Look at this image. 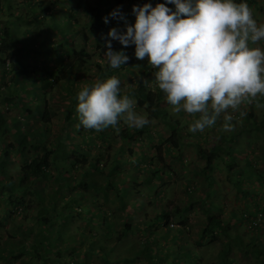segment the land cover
<instances>
[{
  "label": "rangeland",
  "instance_id": "obj_1",
  "mask_svg": "<svg viewBox=\"0 0 264 264\" xmlns=\"http://www.w3.org/2000/svg\"><path fill=\"white\" fill-rule=\"evenodd\" d=\"M0 5L3 6L2 10L0 9V18L9 20L7 24L9 23L13 30V47H6L5 54L0 55L6 61L4 66H0L2 129H5L6 125L7 128H12L8 123L16 118L23 122L20 126H14L16 131L29 133L32 140L33 137H42L45 144L56 145L63 137L62 126L66 115L70 113L73 92L97 79L116 76L121 82L120 94L125 95L142 80L140 68L136 69L137 61L141 60L134 56V45L124 49L129 56L124 71L121 68H110L104 56L107 50L104 37L108 31L115 27L119 32H124L126 24L135 22L132 8L127 2L119 6L124 18L110 17L106 32L96 36L87 30L90 20L87 8L97 6L98 0H3ZM30 5L32 9H27ZM47 7H52L53 16H45L42 11L37 10L39 8L44 11ZM100 7L105 17L118 6L112 4L110 8H105L104 5ZM33 17L42 19L41 23H35L38 27L27 24L26 18ZM3 22L4 20L1 22L0 31L3 29ZM52 23H57L62 31L53 30L48 36V33L44 35V24L48 29L52 27ZM45 36L48 44L43 43ZM71 42L86 48L92 55L85 70L80 72L74 81L71 79L73 82L76 79L79 83L74 86L71 82V92L68 84L62 81L50 89L41 90L38 78L43 74L41 69L45 67L47 55L40 51L43 52L47 48L48 56L61 58L59 53L66 52ZM56 48L60 50L57 51L59 53L55 52ZM112 48L118 51L124 46L118 41H112ZM144 60L147 61V57ZM59 61L60 59L58 63ZM46 64L48 68L55 66V62L46 61ZM17 75L20 77L16 79ZM126 75L128 78H123ZM145 85L157 92L155 83L149 82ZM76 95L73 98H76ZM7 97L12 100L8 102ZM129 97L135 102L134 111L146 116L145 108L139 107L133 95L129 94ZM74 101L78 103L77 99ZM39 106L42 111L39 116H33L24 110L26 107L37 109ZM171 109L172 106L166 110L167 118L172 117L173 121H179L184 132L189 131L190 121L193 123L199 118V113H175ZM238 112L237 110L231 114L235 116ZM43 115H47L46 119H42ZM221 120L220 118L219 121ZM71 121L72 123H68L74 127L71 132V146L88 150L90 162L79 163L77 170H69L70 173L66 175L65 184L59 193L56 192L57 183L53 179L44 180L40 186L42 196L45 197L44 203L49 207L41 208L39 218L53 216L58 212H65V216H68L65 219L54 218L52 223L41 221L39 227L34 225V235L38 228H42L51 243L56 246L47 253L49 257L46 255L50 262L60 260L59 263L52 264H151L147 253H151L154 260L161 255L166 264H175V258L182 260L181 264H193L189 262L191 256L198 257L200 264H223L221 254L225 253L227 247L230 249L228 264H260L255 255L246 254L241 249V246L244 247L250 242L264 245V212L256 213L257 210L264 211V148L257 132L250 134L251 142L242 144L243 157L239 155L241 158H236L234 163L229 162V159L218 161L214 169L206 175L201 172L206 165L205 160L199 156L190 138H186L181 155L176 149L168 152V144L162 145L161 141L153 142L149 139V135L164 139L170 136L167 119H153L147 125L148 133L141 136L139 142L131 141L122 148L118 142L119 132L111 126L93 131L81 126L79 118H72ZM118 123L127 125L122 120ZM217 130L216 126L207 127L201 131L204 139H191H195L204 148H210L217 137ZM7 132L8 130L2 134L6 144L12 139ZM103 132H110V137L107 138ZM61 145L64 153L70 151L66 143ZM119 149H122V155H117ZM28 157L27 154L14 153L0 157V166H4V177H13L19 183L21 166L27 162ZM98 159L101 168H98L95 162ZM235 170H242L240 175H243L244 189L238 190V173ZM110 171L114 174L108 179ZM51 172L54 176L57 174L55 165L51 167ZM82 175L102 190L93 189L87 194H82L75 188ZM108 180L114 184V190L108 186ZM210 182L217 191L216 196H212L214 213L232 222L231 237L236 238L240 244L229 241L223 234L218 235L216 240L209 238L203 242L201 239L202 229L211 215L210 209L207 211L204 205L210 192ZM29 199L31 201V198ZM30 204L33 207L38 202L31 201ZM119 207H123L125 212L121 213ZM163 213L170 216L169 226L163 224L164 220H159ZM249 213H252L251 216L255 213L256 217L251 218L252 222L243 220ZM30 215L36 213L33 214L30 209L28 212L11 215L10 210L0 202V264L45 263L37 262L38 258L29 254L19 257L21 243L17 241L24 240L22 237L28 235L27 232L32 228ZM127 223L133 224L132 231L121 241L114 242L111 237L117 236L118 230ZM255 225L257 229L253 228ZM27 241V249L32 253L29 246V242L33 244L31 237Z\"/></svg>",
  "mask_w": 264,
  "mask_h": 264
},
{
  "label": "clouds",
  "instance_id": "obj_2",
  "mask_svg": "<svg viewBox=\"0 0 264 264\" xmlns=\"http://www.w3.org/2000/svg\"><path fill=\"white\" fill-rule=\"evenodd\" d=\"M168 5H174V10ZM133 24L126 31L111 28L105 39L108 66L120 68L129 60L125 48L134 45V56L145 57L155 69L153 83L165 93L172 111L199 113L189 131H203L224 114L230 128L232 115L244 102L264 96V23H258L247 0H164L133 5ZM123 19L118 6L103 18ZM112 41L124 48L113 50ZM116 76L97 79L77 95L79 123L97 131L118 122L142 128L148 118L134 111V100L121 95ZM259 106V105H257Z\"/></svg>",
  "mask_w": 264,
  "mask_h": 264
},
{
  "label": "trees",
  "instance_id": "obj_3",
  "mask_svg": "<svg viewBox=\"0 0 264 264\" xmlns=\"http://www.w3.org/2000/svg\"><path fill=\"white\" fill-rule=\"evenodd\" d=\"M3 0H0V3ZM115 4L117 6L123 5L125 2H127L131 8L133 5H137L138 3L144 4V3H151L153 7L155 6L156 3H161L164 2V0H98V5L97 6H89L87 8V13L90 15V20L87 25V30L93 35H100L106 32L107 30V24L104 23L103 20V15L101 11L100 5H104L105 8H110L111 4ZM32 4V3H31ZM41 7V6H39ZM3 6L0 5V9L2 10ZM42 8V7H41ZM48 8V7H47ZM27 9H32V5H30ZM52 7H49L47 10H41L37 9L43 12V14L46 15H51L53 16L54 12L51 11ZM49 12H52L49 14ZM47 13V14H46ZM9 17V16H6ZM4 18V17H3ZM3 18H0V29L2 28L1 22L4 20V26L2 31H0V55L5 54V49L13 47L12 45V40H13V30L10 27V24L7 22L9 20H5ZM43 18V17H42ZM73 18V17H72ZM51 19V17H50ZM49 19V21H50ZM42 19L39 17H33V18H26L27 24L30 26L34 27L35 23H41ZM48 21V20H46ZM47 23V22H46ZM45 23V24H46ZM44 24L43 30H45L44 35L47 36L49 35L50 31H62V28L57 24V23H52V27L46 29ZM39 25L35 26L38 27ZM47 36H45V39L43 43L48 44L47 41ZM75 43H69L68 48L66 49V52L59 53L57 51H60L59 49H55L56 53H59L62 55V59L57 57H50L48 56L49 51L47 48L44 49V51H40L43 53V55H47V59L44 61L45 67L42 68V75L38 78V81L40 82L39 87H41V90H47L50 89L51 86H56L59 82H66L68 84L69 91H73V89H70L71 85L79 83L76 79L75 82H73L74 74L79 73L80 71H84L87 64L92 58V55L86 50L84 47H79ZM55 47V46H54ZM72 49L70 52L69 50ZM59 61V67H51L48 68L46 66V61L51 63ZM5 59L0 56V66L5 65ZM63 63V65H62ZM74 71V73H72ZM59 74L60 77L58 76ZM70 75V77H69ZM20 77L17 75L15 78ZM71 81H70V80ZM72 82V84H71ZM75 97L76 93L73 92ZM71 94V93H70ZM133 95L135 98L136 102L138 103L139 107H144L145 112H146V117L149 120V123L153 119H167L166 125L171 131L170 136L167 139H164L162 137L154 138L153 136L149 135V139L153 142H160L161 144H168V152H172L173 149L178 150L179 155L182 154V148L186 145L185 140L186 138H190L192 140L193 146H195L199 156L205 160V167L202 169L201 172L206 173V175L212 171L218 161H225L226 159H229V162L234 163L236 158H237V150L234 148V144L236 143V136L237 134L231 135L229 132L226 134L222 129H221V124L223 121H218L216 120V125H212V127H218V130L216 131L217 137L216 139L212 142L213 144L211 145L210 148H204L201 145L197 143L195 139L191 138H200L201 137V131L195 132V134L191 131H186L184 132L183 127L181 126L179 121H173L172 117L167 118V113L164 107V104H166V96L164 97L163 95L159 94V92L152 91L151 89H148L142 80L139 81L137 86L135 88H132L130 90V93L125 95ZM71 97L72 99L70 100L71 106H70V113L66 115L65 122L63 124V134L61 136L62 140L56 144V145H47L45 144L44 141H38V142H29L26 138H23L22 141H18L16 145L14 144H9L6 146L7 152L4 154V157H7L9 154H11L13 151L15 153H18L20 155H26L27 154V149H30L32 152V156L28 157L27 162L24 163V165L21 166V171L19 172V178L20 182L14 180L12 178H5L4 177V166H0V202H3V205L6 206L9 210L11 215L13 214H21L24 212H28V210L31 209V211L36 213V215H30L29 219L32 220L33 226L32 228L27 232L28 235L22 237L24 240L22 241H17L20 242V250L21 253L19 257L22 254H29L32 257L38 258L39 261H43L45 263L42 264H52L53 262L59 263L60 260L57 259L55 261L50 262V259L47 258L48 252L53 250L54 246L49 237L46 236L44 230L42 228H38L37 232L34 235V225H38L41 221L43 222H51L53 221L54 218H66L68 216H65V212H58L55 215H46V217H41L39 218L40 211H42L41 208H46L49 207L48 204H45V197L42 195V189H41V184L43 183L44 180H49L53 179L56 185V192L59 193L61 192V187L62 185L65 184L66 180V175H68L70 172L69 170H77L76 167H78L79 163H89L90 161L88 160V150L86 149H81L78 146H71L73 143V140L71 138V132L73 131L74 127L71 126L72 123L71 119L72 118H79L78 113H77V104L74 101V98ZM12 99H9L7 97V101L10 102ZM32 111V110H30ZM232 115V114H231ZM47 115H43L42 119H46ZM232 119H237L240 117L239 113H237L235 116H232ZM0 137L2 138V134H4V131L9 130V128L2 129L3 123L0 121ZM225 123V122H224ZM191 124V121H190ZM149 125V124H147ZM147 125H145L142 128H134V127H129L128 125H121L118 123V134H119V144L121 145V148L129 144L131 141L132 142H139V139L141 136H145L148 133L147 130ZM254 128L257 132L260 134L261 138V145L264 148V116L261 120H257L254 122ZM220 127V128H219ZM113 130H116L113 126H111ZM13 130V129H12ZM94 131V129H92ZM103 134L109 138L110 137V132L109 133H104ZM197 135V137H196ZM118 137V136H117ZM0 138V146L3 144L2 139ZM197 138V139H198ZM85 140H87V137H85ZM92 140V139H91ZM84 142V140H83ZM199 142V141H198ZM63 143H66L67 146L70 148L68 153H64L63 147H61ZM200 143V142H199ZM161 150V147L158 148ZM120 151L118 152L117 155H122V149H119ZM81 158V159H80ZM162 156H160V159ZM66 164H63V163ZM96 164L98 165V168H101L100 165V159L95 161ZM62 163V164H61ZM55 165V168L57 170V174L54 176L52 175L51 172V167ZM104 167V165H103ZM230 167V165H229ZM107 169V168H106ZM234 172V171H232ZM236 175H238V178L236 179L237 181V187L238 190H241L242 188H245V185L243 184V175L242 170H235ZM113 171H110L108 174V179L111 175H113ZM86 176L81 177L79 180L80 182L77 183L76 187L78 190L82 192V194H87L90 192V190L93 191V189H97V191H101L102 189L97 186V185H92L90 180L85 179ZM208 179V178H207ZM210 180V178H209ZM211 181V180H210ZM19 184L16 186V184ZM113 183L111 180H108V186L114 190L113 188ZM210 192L208 195V199L204 202V205L206 206V210L208 211L210 209L211 212H209L211 215L208 216V221L206 222V226L202 229L201 232V239L204 242L206 239L210 240H216L217 236L220 234L226 235L229 238V241H235L236 243L240 244L239 241L233 237H231V229H232V222L231 221H226L222 216L217 215L214 213V205L212 203V196H216L217 191L215 190V186L212 185V182H210ZM73 188V187H71ZM29 198H31V201H37L38 204L36 206H33L30 204L31 201ZM121 196V195H118ZM5 197V198H3ZM210 199V200H209ZM31 207V208H30ZM205 208V207H203ZM119 210L121 213L125 212V209L123 207H119ZM260 211L264 212L263 210H257L256 213L258 214ZM252 213L245 215L243 220L245 219L246 222L251 221V218L256 217L255 213L253 216H251ZM35 216V217H34ZM159 220H164L165 226L170 225V216L163 213L161 216H159ZM253 221V220H252ZM251 221V222H252ZM254 229H257V225L253 226ZM133 229V224L132 223H127L124 227H121L118 230V234L115 237H111L114 242H119L121 241L125 236H127L128 233H130ZM113 235V234H111ZM31 237L32 243L29 242V246L32 248V253L28 251L27 249V239ZM231 237V238H230ZM201 241V242H202ZM147 246V244L145 245ZM56 249V248H55ZM241 249L245 251L246 254H252L255 255L260 264H264V245H259L258 242H250L246 244L244 247L241 246ZM229 247L225 249V253L221 254L223 264H228L227 263V256L229 253ZM151 254V253H150ZM146 254L150 258V263L151 264H164L165 261L162 260V256L159 255L155 257L154 256ZM190 255V253H188ZM47 255V256H46ZM191 256V255H190ZM49 257V256H48ZM189 262H192L193 264H200V260L198 257H190ZM175 264H181L183 261L180 259H174ZM188 262V261H187ZM166 264V263H165ZM173 264V263H172Z\"/></svg>",
  "mask_w": 264,
  "mask_h": 264
},
{
  "label": "crops",
  "instance_id": "obj_4",
  "mask_svg": "<svg viewBox=\"0 0 264 264\" xmlns=\"http://www.w3.org/2000/svg\"><path fill=\"white\" fill-rule=\"evenodd\" d=\"M236 2L239 3L240 0H236ZM247 3L249 5V7L252 9L253 16L257 20V22L258 23H264V0H247ZM168 7L172 8L174 10V5H168ZM256 46H259L262 49H264V40L258 42V45H256ZM130 48H131V46H130ZM147 62H148V60L145 61L143 59V60H141L139 62L137 61V63H136V69L140 68V71L142 72V76H143L142 80H144L143 81L144 85L148 84L149 82L152 83L155 80V77H154V74H153L155 69H153L149 65V63H147ZM59 64L60 63H58V61H56L55 62V67H59ZM124 67H125V65L121 66L120 67L121 70L124 71V69H123ZM80 72H82V71H80ZM80 72L77 73V74L75 73L74 76H78L80 74ZM72 73H74V71ZM145 77H147V79H149V80H147ZM123 78H125V79L128 78V75L124 76ZM77 91L78 90H76V92H75L76 94L78 93ZM157 91L161 95L164 94L163 91L160 90L159 88H157ZM74 99H76V98H74ZM257 105H259V106H257ZM164 107H165V110H167L169 107L171 108V105H169V103L166 102V104H164ZM24 110H25L26 113L32 114L33 116L34 115L39 116L42 113L41 106H39L37 109H35L33 107H26V109H24ZM30 110H32V111H30ZM229 111H230V113H233L231 110H229ZM238 111H239L238 113H239L240 117L237 118V119H232L231 121H229L231 126L227 130H225L224 127H223V124L225 122L223 113H221V115L217 118V120L219 121L220 118L222 119L221 121H223V122L219 123V124H221V129L226 134H228V132L231 135L237 134L236 143L234 144V148L237 150V158H241L240 156L243 157V155H244V152H242V151H244V147H242L243 149H241L242 144L243 143L246 144L247 142H251L250 134L253 133L254 131L257 132L255 130L254 126H253L254 122L257 121V120L258 121L261 120L263 118V116H264V96H258L256 100H253L251 102L242 103L239 106ZM168 114H170V111H169ZM27 120H28V118H27ZM7 123H8V121H7ZM22 124H23V122L19 121L16 118L12 119L11 123H8V125L11 126L12 128H10L8 130L7 134H9L12 139H11L10 142H8L6 144V143H4L5 140L0 137L2 139V141H3V144L0 146V157H2L4 154H6V152H7L6 146L7 145H9L11 143L16 145L18 143V141H20V140L22 141L23 138H26L29 142L42 141V137H40V138L33 137L34 139L32 140V137L29 135V133H22V132H20L21 130L20 131H16V127H14V126L15 125L16 126H20ZM41 125L44 126V124H41ZM215 125H216V123H215ZM257 133L259 134V132H257ZM202 134L203 133H201V137L200 138H198L197 135H196V137L199 140H202V139H204ZM16 147H17V145H16ZM27 151H28L27 155H29V157H31L32 156V152L30 151V149H27ZM12 153L18 154V153H15V151H13Z\"/></svg>",
  "mask_w": 264,
  "mask_h": 264
}]
</instances>
